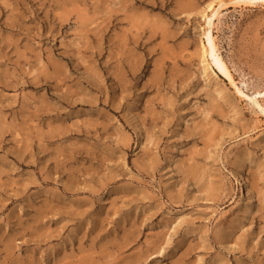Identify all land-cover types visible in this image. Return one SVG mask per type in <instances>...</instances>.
<instances>
[{"label": "rangeland", "instance_id": "374dc122", "mask_svg": "<svg viewBox=\"0 0 264 264\" xmlns=\"http://www.w3.org/2000/svg\"><path fill=\"white\" fill-rule=\"evenodd\" d=\"M206 4L0 0V264H264V251L255 248L264 244L258 218L234 227V242L218 243L239 208L257 204L249 167L264 161V1L222 0L214 9ZM131 15L140 27L136 44ZM210 17L236 85L205 70L199 49ZM139 58L142 66L132 76L123 60ZM161 67L157 77H163L149 85ZM224 92L235 106L225 105L227 119L214 118L222 133L227 130L215 143L221 158L213 167L222 170L233 197L214 204L184 184L176 161L197 145L180 136L186 124L202 117L211 94L221 98ZM156 96L163 103L153 106L160 122H143ZM109 99L112 109L105 105ZM148 130H154L149 137ZM154 134L161 141L150 144L152 159L142 163L143 146ZM244 159L248 165H235ZM172 183L179 197L201 198L173 202ZM77 210L82 213H69ZM197 213L202 216L191 221ZM166 219L172 220L166 242L154 251L150 239Z\"/></svg>", "mask_w": 264, "mask_h": 264}, {"label": "bare ground", "instance_id": "6f19581e", "mask_svg": "<svg viewBox=\"0 0 264 264\" xmlns=\"http://www.w3.org/2000/svg\"><path fill=\"white\" fill-rule=\"evenodd\" d=\"M196 1L197 0H187V3L189 4V5H195L196 4ZM204 1V0H203ZM218 1V2H217ZM222 0H207V4L205 5L207 8H213L214 9V7H215V4H217V3H219V2H221ZM244 2H246V3H256V2H258V1H260V0H243ZM262 1H264V0H262ZM144 2V1H143ZM217 2V3H216ZM110 12V11H109ZM217 13H215V15H216ZM116 15V14H115ZM109 16V15H108ZM113 17V16H112ZM116 17V16H115ZM108 18H111V15L108 17ZM137 20H136V18H134L132 15L130 16V23H131V28H130V30L129 31H131L132 32V28H134V30L135 29H137V32L135 33V36L136 37H134L133 39H134V41H132V43H134V44H136V43H139L140 42V36H141V34L138 32L139 30H140V27L138 26V24H137V22H136ZM109 22H110V20H109ZM208 22H209V26H208V29L207 30H205V31H203L202 32V34H201V36H202V38L204 39V38H207V41H205V40H203L202 41V44H201V48L199 49L200 50V56H201V58H202V61H203V63H204V66H205V70H210L212 73H219V75H223L224 77H226V78H228L229 79V81H231V83L232 84H235L236 85V82H235V79H234V76H233V74H232V72H231V70H230V67L228 66V64H227V62L225 61V59L223 58V56L221 55V53H220V51H219V48H218V44H217V42H216V40H215V37H214V33H213V24H214V22H213V17H210V20H208ZM109 26V25H108ZM154 32H156V30H153ZM135 32V31H134ZM137 33H139L140 34V36H138L137 35ZM151 34H153V33H151ZM156 34V33H155ZM132 36V35H131ZM152 36V35H151ZM164 36V35H163ZM110 37V36H109ZM135 38L137 39V40H135ZM126 39V38H125ZM124 39V40H125ZM132 39V40H133ZM123 40V42L125 43V41ZM142 41H144V40H142ZM112 42V41H111ZM122 42V40L120 39V42L119 43H121V45H123L124 43ZM110 43V42H109ZM142 43V42H141ZM126 44V43H125ZM124 44V45H125ZM134 44H132V45H134ZM143 44V43H142ZM119 45V44H118ZM120 45V46H121ZM123 45V46H124ZM139 46V45H138ZM134 47H137V46H134ZM134 47H133V49H134ZM120 48V47H119ZM132 48V47H131ZM135 50V49H134ZM120 51H122V48H120ZM147 51V50H146ZM125 52V51H124ZM130 53L132 52V50L131 51H129ZM120 53V52H119ZM129 53V55H131ZM134 54V53H133ZM111 55V54H110ZM121 55H123V54H121ZM135 55V54H134ZM123 58V57H122ZM126 58H127V56H126ZM125 58V59H126ZM131 58V57H130ZM134 58H137V57H134ZM125 59L123 60L124 62H123V65L126 67V66H128L129 68H127V72H129L132 76H134L135 74H136V72H137V70L138 69H140L141 68V66H142V63H141V59L139 58V60L137 59L136 61H133V62H131L132 60L130 59V62H131V64L130 65H128L129 63H125L126 61H125ZM121 60V59H120ZM134 60V59H133ZM122 61V60H121ZM129 61V60H128ZM159 64V63H158ZM160 65V64H159ZM121 66V65H120ZM123 66V67H124ZM161 66V65H160ZM163 67V66H162ZM162 67H161V69H158V68H160V67H158V68H156L155 70H156V72L158 71V73H156V74H154L153 75V78H151V81H152V83L150 84L149 83V85H155L156 83H157V81H159L158 79H160L161 80V78L163 77H161L160 78V76H159V78L157 77V75H159V74H162L163 72H164V70H162ZM165 67V66H164ZM122 68V67H121ZM164 69H166V68H164ZM163 71V72H160V71ZM211 72H210V74H211ZM209 73V72H208ZM156 75V76H155ZM132 78V77H131ZM127 80V79H126ZM150 81V80H149ZM156 81V83H154ZM167 81H169V80H167ZM162 82V81H161ZM159 83V82H158ZM162 84V83H161ZM160 84V85H161ZM160 87H162V86H160ZM155 88H156V86H155ZM158 89H159V87H158ZM219 90H220V92L223 90L222 88H218ZM238 90L241 92V93H243V91L238 87ZM158 91V90H157ZM162 92V91H161ZM157 93V92H156ZM156 93H155V95H156ZM258 93H260V91H258ZM166 97V96H165ZM159 99V97L158 96H156V97H153L152 99L150 98V100H149V104L147 105V107H145L146 108V112H145V114L146 115H141V119H142V121L143 122H146V121H156V120H159L158 122H160V119H157L158 118V116H156L157 114H155L154 112V105H156V106H158V105H160L161 106V104H163V103H159L157 100ZM253 100H254V98H252ZM162 100H165V99H162V98H160V100L159 101H162ZM254 101H256V100H254ZM106 102L107 103H105V105H107V106H109L110 107V109H112V107H114V102L111 100V99H109V101L108 100H106ZM121 102V101H120ZM226 102V103H225ZM169 103H171V101H169ZM256 103L260 106V107H262L260 104H259V102L258 101H256ZM227 104V106H231V109H233L234 108V101L231 99V97H230V95H227V93L226 92H224L222 95H221V98H219L218 96H216V95H214V94H211L210 95V102H209V106H208V109L206 108H204V110L203 111H200V112H202V117L200 116H197V117H194L193 119H192V121H189L187 124H186V127H185V130H183V132H182V134H180V136L183 138V137H187L188 139H191V140H193V142H195V144H197L195 147H193L192 149L190 148V147H188V148H190V150L188 151V155H187V157L185 156V157H182V158H180V159H178L176 162H178V163H176V164H178L177 165V170H178V172L180 173V175H181V179H182V181L184 182V184H186L187 185V183H192L193 185H195V189L197 190V191H204V193H206V195L205 196H202L203 198H206V199H208L209 201H212L214 204H220V203H225V202H227L229 199H231L232 197H233V192H232V190H228V184L226 183V182H224V177H223V175H222V170L221 169H218V168H215V167H213V165H214V162L215 161H217L218 162V160L221 158V157H218V155H217V152H216V149H215V143H217V141H218V137H219V135L221 136L222 134H224L225 133V131L227 130L226 128H225V131L222 133V131L224 130V129H221L220 127H219V125L215 122V120H214V118L215 117H217V118H223V119H227L230 115H228V110L226 109V105ZM169 105H172V103L171 104H169ZM171 107V106H170ZM169 107V108H170ZM205 107V106H204ZM158 108V107H157ZM160 108V107H159ZM167 109H168V107H167ZM262 109L264 110V107H262ZM170 110H172V109H170ZM169 110V111H170ZM241 111V110H240ZM174 112V111H173ZM162 113V112H161ZM239 113V112H238ZM241 113V112H240ZM143 114V113H142ZM148 114H152L151 116H149ZM169 114V113H168ZM173 114V113H172ZM176 114V113H175ZM138 113H137V117H138ZM159 115V114H158ZM161 115V114H160ZM167 115V114H166ZM170 115V114H169ZM201 115V114H200ZM239 115V114H238ZM164 116V114H162V117ZM240 116V115H239ZM172 117V116H171ZM176 117V116H175ZM161 118V117H160ZM167 118V117H166ZM200 118V119H199ZM140 119V118H139ZM138 119V120H139ZM165 119V118H164ZM163 120V119H162ZM169 121L166 123V125L167 124H169V123H171L172 121H173V117L172 118H170V119H168ZM260 120H261V118H260ZM167 121V120H166ZM235 121H237V120H235ZM140 122H141V120H140ZM246 122V121H245ZM153 123H155V122H153ZM162 123V122H161ZM164 123V122H163ZM242 123V122H241ZM160 124V123H159ZM127 125V124H126ZM157 125V124H156ZM170 125V124H169ZM255 126V125H254ZM160 127H165V126H160ZM167 127V126H166ZM170 127V126H169ZM243 127H245V125L243 124ZM88 128V127H87ZM255 128V127H254ZM161 130H162V128H160ZM166 129V128H165ZM164 129V130H165ZM168 129V128H167ZM241 129H242V127H241ZM88 130V129H87ZM163 130V131H164ZM145 131H146V128H145ZM150 133H148V134H150V135H147L148 137L149 136H151V133H152V131H154V130H152V131H150V130H148ZM247 132V131H246ZM87 133V132H86ZM160 133V132H159ZM161 133L163 134V132L161 131ZM179 133V132H178ZM228 133V132H227ZM176 134V133H175ZM155 135V137H156V134H154ZM147 136H146V138H147ZM159 136V135H158ZM161 138L162 137H156V138H154V136H153V138L151 137V138H147L148 140V142L146 141V144H145V146H143L144 148H143V155H142V157L140 158V159H142L141 161H142V163H145V162H147L148 160H149V156H151L150 154H151V150H152V146L154 147V144H158L160 141H161ZM119 143H120V141H118ZM196 142H202L203 143V146H199L198 147V144L199 143H196ZM122 143H124V142H121V144ZM152 143V146H150V144ZM126 144V143H125ZM258 144V143H257ZM117 145H118V143H117ZM124 145V144H123ZM260 145V144H259ZM258 145V146H259ZM255 146H256V143H255ZM257 146V147H258ZM155 147H157L156 145H155ZM261 147V146H260ZM185 148V147H184ZM260 149V148H259ZM261 149H262V147H261ZM245 150V149H244ZM77 151V150H76ZM154 151V150H153ZM153 151H152V154L154 155L155 153H153ZM182 151V150H181ZM185 151H187L186 149H185ZM88 152V151H87ZM93 152H94V150H93ZM244 152V151H243ZM95 153H97V152H95ZM158 153V152H157ZM183 153V152H182ZM187 153V152H186ZM228 153V152H227ZM91 154H93L92 152L90 153V155ZM102 154L103 153H101V157H103L102 156ZM232 154V153H231ZM245 154H246V152H245ZM95 155V154H94ZM97 155H98V153H97ZM100 155V154H99ZM156 155V154H155ZM154 155V156H155ZM227 155V154H226ZM91 156H93V155H91ZM157 156V155H156ZM230 156V155H229ZM244 156V155H243ZM94 157V156H93ZM239 157V156H238ZM94 158H96V157H94ZM160 158V157H159ZM159 158H158V160H159ZM227 158V157H226ZM243 158V157H242ZM261 158V157H260ZM152 158H150V160H151ZM155 159V158H154ZM153 159V160H154ZM236 160H237V158H235ZM250 159V158H249ZM257 159V158H256ZM255 159V160H256ZM150 160H149V163H150ZM251 160V159H250ZM160 161V160H159ZM232 161V160H231ZM104 162V161H103ZM139 162V161H138ZM154 162V161H153ZM251 162V161H250ZM253 162H254V160H253ZM252 162V163H253ZM148 163V164H149ZM233 163V162H232ZM254 163H256V166H250L249 167V170L251 171V173L253 174V176H252V192H251V194H250V196L252 197V199H253V197H256V199H257V204H254V201H252V202H249V204H247V205H245V206H241L240 208H239V210H238V212H237V214L235 215V217H233V219H231V220H227L226 219V222L228 221V223H227V227L229 228V231L228 232H226V235H224V233L221 231L220 233L219 232H217V233H219L218 234V237H219V241H218V243L220 242V244H222V246H225V244H226V241L228 242V241H231L232 240V242H234V239L232 238L231 239V236L233 235V232H234V227H238V226H240L242 223H244L245 222V220L247 219V218H249L250 220H252V222L254 221V219L255 218H258L259 219V221L260 222H262L263 224H264V161L263 160H261V161H258V162H254ZM253 163V164H254ZM140 164V163H139ZM209 164V165H208ZM140 165H142V164H140ZM152 165V164H151ZM216 165V164H215ZM235 165H237V166H241V168H242V166L244 167V166H246V165H248V163L246 164V161H245V159L244 160H238L237 162H235ZM250 165V164H249ZM142 166H145L144 164L142 165ZM156 167V166H155ZM80 168V167H79ZM148 168H152V167H150V165H149V167ZM247 168V167H246ZM239 169V168H238ZM69 170H71V169H69ZM75 170V169H74ZM146 170V169H145ZM241 170V169H240ZM145 172V171H144ZM249 172V171H248ZM73 173V172H72ZM74 174V173H73ZM72 174V175H73ZM71 175V176H72ZM45 176H47V175H45ZM74 177V176H73ZM218 177H220V178H218ZM72 178V177H71ZM54 179V178H53ZM46 180V179H45ZM69 180H71V179H69ZM73 180V179H72ZM181 181V180H180ZM67 182V181H66ZM175 182V181H174ZM179 182V181H178ZM67 183H70V184H73V183H71V182H67ZM182 183V182H181ZM179 184V185H181V187H183L182 185L183 184ZM170 184V183H169ZM76 185V184H75ZM167 185H168V183H167ZM175 185H177V184H171L170 186H169V192H170V197L172 198V201L173 202H185V201H187L189 204H193V202H195V201H198V199H200L201 197L200 196H198V195H192V194H190V195H188L187 193V195H186V197H185V195L183 194V193H181L180 195V197H179V194L178 195H176L175 193H174V190H176L177 188L175 187ZM227 185V186H226ZM66 186H68L67 184L65 185V188H66ZM72 186V185H71ZM74 186V185H73ZM95 186V185H94ZM68 187H70V185L68 186ZM168 187V186H167ZM178 187V186H177ZM79 188V187H78ZM179 188V187H178ZM231 188V187H230ZM69 189H72V190H74L73 188H69ZM142 188H140V190H141ZM182 189V188H181ZM184 189V188H183ZM67 190V189H66ZM90 190H91V188H90ZM143 190H144V188H143ZM142 190V191H143ZM146 190V189H145ZM69 191V190H68ZM92 191V190H91ZM168 192V193H169ZM138 194V193H137ZM141 196L142 195V197H143V194H138V195H135V196ZM145 195V194H144ZM146 196V195H145ZM130 196H128V198H129ZM142 197H140V198H142ZM154 197V196H153ZM185 197V198H184ZM139 198V199H140ZM133 199V198H132ZM131 199V200H132ZM155 199V198H154ZM47 200H49V199H47ZM134 200V199H133ZM144 200V199H143ZM156 200V199H155ZM171 200V199H170ZM46 201V200H45ZM45 201H44V203H45ZM53 202H54V200H52ZM129 201H130V199H129ZM47 202V201H46ZM159 202V201H158ZM161 202V201H160ZM48 203H49V205H50V201H48ZM45 204H47V203H45ZM53 203H51V205H52ZM162 204V203H161ZM185 204V203H184ZM49 205H46V206H49ZM72 205V204H71ZM159 205V204H158ZM60 206V205H59ZM59 206H57V207H59ZM255 206V208H256V210L253 208ZM45 207V206H44ZM53 207H55L54 205H53ZM159 207H160V205H159ZM158 207V208H159ZM162 207V206H161ZM249 207H251V210L249 209ZM52 208V207H51ZM56 208V207H55ZM54 208V210H56ZM157 208V207H156ZM48 209H49V207H48ZM53 209V208H52ZM64 209H66V208H64ZM71 209V208H70ZM77 209V208H76ZM51 210V209H50ZM46 211H47V209H46ZM41 212V210L39 211V213ZM56 212H57V210H56ZM63 212V211H62ZM66 212H68V211H66ZM65 212V213H66ZM257 212H259V214L258 215H256L257 214ZM54 213V212H53ZM59 213V212H58ZM69 213H73V216H76V214L75 213H77V214H79V213H82V212H78V210H77V212L75 211V212H71V211H69ZM68 213V214H69ZM151 213V212H150ZM153 213V212H152ZM41 215L43 214H45V211H44V213H40ZM75 214V215H74ZM198 215H194V217H193V219L191 218V221L193 220H196L197 218H199V217H201L202 215H199V213H197ZM46 215H49L47 212H46ZM46 215H44L43 217H45ZM40 216V215H39ZM40 217H42V216H40ZM189 218V217H188ZM42 219V218H41ZM40 219V220H41ZM187 219V218H186ZM44 220V219H43ZM42 220V221H43ZM171 221L172 220H165L164 221V227H163V229L162 230H160L159 232H158V234L157 233H155V234H157V236H156V239H153V241L150 239V242H153V244L155 245V246H153L154 247V251H156L157 249H158V244L160 243V242H162V244H163V242L165 241V239H166V236H165V234L168 232V230L166 229V227L167 226H169L168 225V223H171ZM184 221V220H183ZM187 221V220H186ZM226 222H224V223H226ZM189 223V222H188ZM190 223H192V222H190ZM220 223H222V222H220ZM163 225V224H162ZM194 225H195V223H194ZM197 225H195L194 226V228L196 227ZM242 226V225H241ZM241 226H240V228H241ZM232 227V228H231ZM198 228V227H197ZM263 230H264V225L261 227ZM219 231V230H218ZM223 233V234H222ZM246 234V233H245ZM241 235V234H240ZM52 236V235H51ZM50 235H48V238L49 237H51ZM217 236V235H216ZM242 236H245L244 234L242 235ZM155 237V236H154ZM241 237V236H240ZM243 238V237H242ZM170 239V238H169ZM169 239L167 240V241H169ZM238 239V238H237ZM242 240H244V238L242 239ZM246 240V239H245ZM236 241V240H235ZM166 242V241H165ZM240 243V241H238L237 240V243H235V244H239ZM149 244V243H148ZM242 244H244V243H242ZM151 245H152V243H151ZM258 245H260V243H258L256 246L257 247H255V245L251 248L252 250L254 249V247L257 249V251L258 250H263L264 251V244L263 245H261V246H259L258 247ZM83 246L80 244V248H82ZM237 247H239V245L237 246ZM243 247V246H242ZM152 248V247H151ZM150 247H149V249H151ZM235 248H236V246H235ZM244 248V247H243ZM145 249V248H144ZM159 249H160V247H159ZM162 249V248H161ZM146 250H148V248L146 247ZM151 250H153V249H151ZM194 250V245H190L189 247H188V250H187V252L188 253H191L192 251ZM161 251V250H160ZM229 252L231 251L230 249L228 250ZM154 252H152L151 254H153ZM161 253V252H160ZM183 253V252H182ZM147 254V253H146ZM156 255H157V253H156ZM187 255V254H186ZM149 256V255H148ZM153 256V255H152ZM184 256H185V254H184ZM261 260V259H260ZM264 260V259H263ZM258 261V260H257ZM65 264V263H64ZM253 264H256V263H253Z\"/></svg>", "mask_w": 264, "mask_h": 264}]
</instances>
